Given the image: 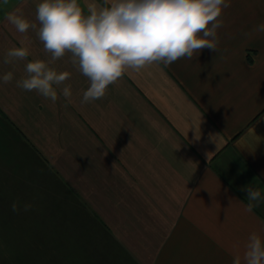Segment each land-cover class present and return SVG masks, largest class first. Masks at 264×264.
<instances>
[{
    "label": "crops",
    "instance_id": "1",
    "mask_svg": "<svg viewBox=\"0 0 264 264\" xmlns=\"http://www.w3.org/2000/svg\"><path fill=\"white\" fill-rule=\"evenodd\" d=\"M41 2L0 0V77L13 73L0 79V181L9 171L0 200L51 195L46 208L4 211V244L15 257L25 251L15 262L233 264L252 232L264 239V202L246 212L241 190L264 196V33L254 31L264 0H230L216 52L127 69L83 104L90 81L70 54L47 64L36 31L18 33L6 19L38 24ZM21 40L29 56L5 64ZM36 60L70 73L55 103L16 85Z\"/></svg>",
    "mask_w": 264,
    "mask_h": 264
},
{
    "label": "clouds",
    "instance_id": "2",
    "mask_svg": "<svg viewBox=\"0 0 264 264\" xmlns=\"http://www.w3.org/2000/svg\"><path fill=\"white\" fill-rule=\"evenodd\" d=\"M228 7L230 0H100L84 7L78 0H43L36 5L38 24L16 13L8 14L6 19L18 33L36 31L44 51L50 54L47 64L70 54L72 65L90 81L83 104L103 98L109 85L115 84L127 69L138 72L153 63L167 68L180 58L192 59L205 48L216 52L217 30L223 26L218 18ZM254 31L264 33V22ZM20 44L8 50L5 64L27 59L29 51L23 46L24 40ZM47 64L40 60L28 62L27 77L16 85L35 90L55 103L57 88L70 73L58 74ZM0 79L7 84L13 80V73L7 72ZM62 95L71 102L70 86L62 88ZM241 190L246 191L249 201L246 212L251 213L264 202L258 188L247 185ZM30 208V204L24 205L25 211ZM12 211H18L16 203ZM244 247L243 256L237 254L233 264H264V239L260 235L252 232Z\"/></svg>",
    "mask_w": 264,
    "mask_h": 264
},
{
    "label": "rangeland",
    "instance_id": "3",
    "mask_svg": "<svg viewBox=\"0 0 264 264\" xmlns=\"http://www.w3.org/2000/svg\"><path fill=\"white\" fill-rule=\"evenodd\" d=\"M2 172L4 173V176L2 178V180L0 181V187L2 186L1 182H5L8 178V172H5L4 170H2ZM18 195L17 197L19 198V193H20V198L16 199V200H11L12 196L9 197L8 200L6 201H1L0 200V226H6V227H10L11 226V219L9 216H7V214L4 216V211L7 213L12 209V204L16 203L17 208L19 210H24V205L25 204H30L31 208L30 209H36V208H46L48 201L45 200V198H51V195L49 194L50 191L45 192L43 195H36L35 194H30L29 193V197L26 198L25 195V191L24 190H19V192H17ZM14 197V195H13ZM44 198V199H43ZM51 203V202H49ZM17 221L19 224H23L24 221V217H19L17 218ZM8 232V231H7ZM7 232H0V264H17L15 261L19 260V258L22 257L21 253H25L24 250L18 249L17 254L15 257L14 255H12V253L14 254V250L13 249H9L8 246L6 244H4L6 241H9V238L6 240L5 239V235H7ZM19 239V237L17 238ZM20 264V263H18Z\"/></svg>",
    "mask_w": 264,
    "mask_h": 264
}]
</instances>
